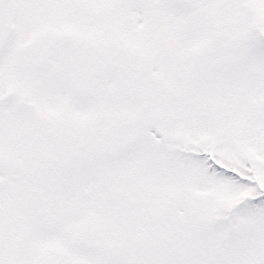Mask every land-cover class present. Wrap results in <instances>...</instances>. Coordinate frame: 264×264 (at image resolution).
Instances as JSON below:
<instances>
[{
    "label": "snow or ice",
    "instance_id": "1",
    "mask_svg": "<svg viewBox=\"0 0 264 264\" xmlns=\"http://www.w3.org/2000/svg\"><path fill=\"white\" fill-rule=\"evenodd\" d=\"M0 264H264V0H0Z\"/></svg>",
    "mask_w": 264,
    "mask_h": 264
}]
</instances>
